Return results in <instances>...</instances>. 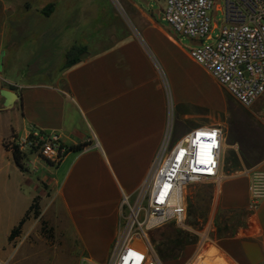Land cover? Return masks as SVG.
Masks as SVG:
<instances>
[{
  "label": "crops",
  "instance_id": "crops-1",
  "mask_svg": "<svg viewBox=\"0 0 264 264\" xmlns=\"http://www.w3.org/2000/svg\"><path fill=\"white\" fill-rule=\"evenodd\" d=\"M83 1L49 0L34 6L33 0H0V221L8 238L39 197L41 213L33 222L44 219L53 227L52 221H66L87 243L86 257L106 263L118 235L124 194L134 200L166 139L169 100L161 83L166 71L173 82H195L198 93L175 95L176 107L189 108L179 115L178 125L186 122V127H178L177 141L197 126L220 125L224 131V178L208 214L213 238L236 264H264V199L253 219L248 212L251 176L246 173L253 167L264 171V108L241 105L191 57L190 46L163 29L150 3H159L164 19V0H129L138 10L137 17L128 13L131 28L126 21L110 26L106 14L112 9L107 6L98 24L84 27L88 11ZM237 6L231 0L217 5L222 24L235 18ZM31 20L48 21V28L34 32ZM159 30L176 51L157 43ZM33 36L39 41L34 50ZM53 45L60 46L64 56L60 70L42 72L43 60L33 63V57L42 49L53 59ZM73 46L82 48L80 58L65 67ZM148 50L156 59H150ZM186 59L192 68L182 64ZM49 67L56 68L52 63ZM37 75L48 78L35 80ZM4 89L17 92L19 98L7 105ZM210 93L217 101L207 103L214 107L208 111L201 103ZM233 99L242 107L231 108ZM31 128L59 133L70 150L56 164L38 158L37 171L22 169L4 139L26 135ZM80 145L89 148H72ZM227 157L229 171L224 168ZM217 254L211 264L222 263Z\"/></svg>",
  "mask_w": 264,
  "mask_h": 264
},
{
  "label": "built area",
  "instance_id": "built-area-1",
  "mask_svg": "<svg viewBox=\"0 0 264 264\" xmlns=\"http://www.w3.org/2000/svg\"><path fill=\"white\" fill-rule=\"evenodd\" d=\"M164 2V19L170 28L195 40L189 49L191 57L208 69L241 105L252 107L264 95V0H241L233 13L235 18L219 27L212 25L210 15L215 0ZM215 28L220 31L217 36L212 34ZM260 116L264 119V109ZM170 133L134 200L124 194L118 235L105 264H163L149 232L171 221L198 238L196 251L185 264H211L215 251L219 253L216 257L223 259L217 264H236L211 235V224L197 230L187 222L189 186L211 181L217 189L221 188L223 128L197 126L174 144ZM4 144L21 154L28 171L38 170L36 159L43 157L56 164L70 150L59 133L37 128L22 136L12 134L4 139ZM246 173L251 176L248 212L256 219L264 199V171L253 167ZM6 263L0 259V264ZM86 264L97 263L87 258Z\"/></svg>",
  "mask_w": 264,
  "mask_h": 264
},
{
  "label": "rangeland",
  "instance_id": "rangeland-1",
  "mask_svg": "<svg viewBox=\"0 0 264 264\" xmlns=\"http://www.w3.org/2000/svg\"><path fill=\"white\" fill-rule=\"evenodd\" d=\"M109 4H107V0H95L94 3L90 4L89 0H84L83 5L87 8L85 13V19L82 21L84 23V27L86 26H94L98 24L100 20L101 13L106 14V6L109 7L110 13H107V21L110 23V26L116 27L117 21H126L129 22L128 13L137 17L138 10L130 3L129 0H109ZM235 5H240L238 0H231ZM49 0H33L34 6H40L41 4H47ZM218 4L224 5V0H215L214 8L211 10L210 15L212 18V25L216 23L221 26L223 19V12L216 10ZM110 5V6H109ZM151 7L155 11V16L159 24L163 27L164 30L169 31L174 37L177 38L179 43L183 46H191L194 44L193 39L188 36L178 35L171 28L166 19H163L159 13V3L157 1H152L150 3ZM108 8V9H109ZM102 9V10H101ZM112 12V13H111ZM116 17V19H115ZM32 22L33 28L36 30L34 32H38L40 29L48 28V21H30ZM56 23L57 21H52ZM35 23V27H34ZM119 26V25H117ZM128 26L131 28L132 25L128 23ZM135 30V26L133 27ZM219 28H215L213 31V35L217 36L219 33ZM157 38L159 45H161L166 50L176 51L175 45L165 36L162 30L157 31ZM45 37H42L44 39ZM46 39V38H45ZM36 37L33 36V50L36 48L35 45L39 41ZM40 40V39H39ZM212 42V41H205ZM54 46V45H53ZM60 46H54V58L50 59L51 53L44 52L42 49L40 50V54L33 57V63L39 64V59L43 60V67H41L42 72L51 71V74L56 70H60L61 59L64 57L63 53H60L58 49ZM45 49V48H44ZM175 49V50H174ZM149 54L153 59H156L153 55V50H148ZM48 52H52L49 50ZM53 53V52H52ZM41 56L43 58H41ZM54 65L56 68L53 69L51 67L47 68V66ZM184 66H188V68H192V61L186 59L182 62ZM44 69V70H43ZM47 69V70H46ZM48 77L45 75H37L36 79H47ZM161 83L166 86L167 98L169 100V127L167 130V136L169 135L172 138V143L176 142L179 138L178 134L181 133L178 127H183V124L178 125L179 115L184 114L185 111H189V108H184L182 106L176 107V103L174 102V98L177 94H184L196 97L198 93L194 90L196 86L195 82L191 81L189 83L184 82L183 84L178 81L173 82L167 75L162 71ZM196 84V83H195ZM193 89V91H192ZM183 90V91H182ZM217 95H213L210 93L209 99H206L204 103H201L204 109H213V103L217 100ZM213 102L211 105L207 103ZM207 104V105H206ZM242 107L237 101L232 100L231 108L236 109ZM264 108V96L258 102L253 105V109L261 110ZM196 112V109H192ZM209 111V110H208ZM186 122L184 123V127H186ZM172 128V130H171ZM229 156V155H228ZM42 160L48 162L47 159L41 157ZM230 157L226 158L224 162V168L226 171H229L230 166ZM50 163V162H48ZM47 172V171H41ZM217 189L216 184L211 181H205L201 183H193L188 188V217L187 222L193 228L197 230H203L205 226L211 224V220H209V209L210 204L212 202L213 194ZM192 207V208H191ZM192 209V212H191ZM218 215L220 213L218 212ZM39 217V216H38ZM34 215V211H32L27 220H29L27 227L23 226L22 233L13 238L12 240L8 239V233L4 228L3 224L0 221V259L6 261V264H86L87 255L90 251L87 250V243H85L84 239L81 236L77 235L74 227L67 226L66 221H52L51 227L44 219L41 221L35 220L33 222V218H38ZM229 219V218H227ZM226 219V220H227ZM232 220H238L239 218H231ZM220 221L222 219H219ZM225 220V217H224ZM223 220V221H224ZM219 221V222H220ZM237 222V221H236ZM222 223V221H221ZM214 227L216 224L213 225ZM213 227V228H214ZM180 229V228H179ZM182 230V229H181ZM213 230V229H212ZM224 231V229H223ZM183 232L177 229V226L174 221L167 223L158 228H154L149 232L150 238L155 246L156 251L161 257L163 264H185L190 257L196 251V242L198 240L197 235L188 232L190 243L181 244L178 242H174L171 244H166V241L176 238V241L179 237H183ZM215 230L212 231L211 235L214 237ZM172 252L176 253V257L173 258Z\"/></svg>",
  "mask_w": 264,
  "mask_h": 264
},
{
  "label": "trees",
  "instance_id": "trees-1",
  "mask_svg": "<svg viewBox=\"0 0 264 264\" xmlns=\"http://www.w3.org/2000/svg\"><path fill=\"white\" fill-rule=\"evenodd\" d=\"M81 51H82V48L81 47H76V46L71 47L67 51V53H66L65 67L70 66V65L76 63L79 60V58H80ZM83 147L84 146H81L80 145L78 147H72V148L75 149V150H78V149H82ZM13 155H14V158H15V161L17 162V164L22 169H24V166H23V163H22V156H21V154L18 151H14L13 152ZM32 211H34V215L36 217H38L40 215L41 210H40V205H39V197H35V199L33 200L32 205L30 206L29 210L27 211V213L25 214V216L23 217V219L19 222V224L17 226H15L12 229L11 234H10V236L8 238L9 240H12L13 238L19 236L22 233L23 226H24L25 222L27 221V219H28V217H29V215H30V213ZM191 212H192V209H191ZM177 229L180 230V232L185 233V236L182 233V235L184 236V238L183 237H179L177 239L178 241H176V238H172V239L166 241V244H171V243H173V241L174 242L181 243V244L183 243V244H186V245L188 243H190V241L188 239L190 234L188 232L184 231V230L179 229L178 227H177ZM172 254H173V258L177 256L175 252H172Z\"/></svg>",
  "mask_w": 264,
  "mask_h": 264
},
{
  "label": "water",
  "instance_id": "water-1",
  "mask_svg": "<svg viewBox=\"0 0 264 264\" xmlns=\"http://www.w3.org/2000/svg\"><path fill=\"white\" fill-rule=\"evenodd\" d=\"M2 93L7 99V105H10V104L14 103L15 100H17L19 98L18 93L15 92V91H12V90L4 89L2 91Z\"/></svg>",
  "mask_w": 264,
  "mask_h": 264
},
{
  "label": "flooded vegetation",
  "instance_id": "flooded-vegetation-1",
  "mask_svg": "<svg viewBox=\"0 0 264 264\" xmlns=\"http://www.w3.org/2000/svg\"><path fill=\"white\" fill-rule=\"evenodd\" d=\"M18 237V236H17Z\"/></svg>",
  "mask_w": 264,
  "mask_h": 264
}]
</instances>
